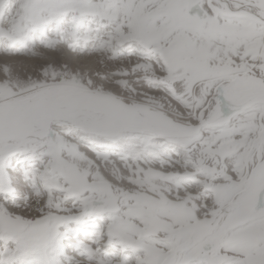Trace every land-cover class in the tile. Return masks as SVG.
<instances>
[{
	"label": "snow or ice",
	"instance_id": "obj_1",
	"mask_svg": "<svg viewBox=\"0 0 264 264\" xmlns=\"http://www.w3.org/2000/svg\"><path fill=\"white\" fill-rule=\"evenodd\" d=\"M0 264H264V0H0Z\"/></svg>",
	"mask_w": 264,
	"mask_h": 264
}]
</instances>
